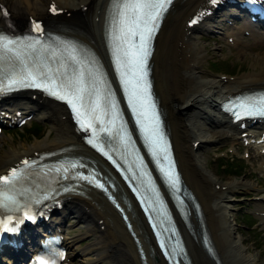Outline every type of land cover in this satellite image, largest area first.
Wrapping results in <instances>:
<instances>
[{
    "label": "bare ground",
    "instance_id": "1",
    "mask_svg": "<svg viewBox=\"0 0 264 264\" xmlns=\"http://www.w3.org/2000/svg\"><path fill=\"white\" fill-rule=\"evenodd\" d=\"M50 1L57 2L70 12L71 16L68 20L62 16L58 17L59 20L67 23V25H79L85 32V35L80 33L69 34L95 47L108 66L109 62L107 61L102 38V26L108 0H0V7L6 5L11 15L18 19L20 23H23L26 21V16L28 14L40 15L47 8V4ZM204 3L205 0H175L173 6L166 14L156 36L154 42L155 49L151 58L154 91L164 113L165 123L171 135L182 178L186 186L191 189L200 203L204 220L216 248L218 258L222 264H229L226 260L225 249L226 247H230L232 253L240 256L237 258L241 260L239 264H254L251 260L250 252L247 250L244 251L243 248L240 247L239 242L236 243L238 237L234 236L235 232L231 227L232 223L230 222V224L226 219V214L228 212L230 213L228 204L231 203L230 195H228L227 192H234L236 185L231 184V186H228L227 184L218 183L213 180V178L207 175L202 169L204 164H202L201 168L200 158H198V150L207 144L206 141H222L225 140L226 137H234V140H238V132L229 124L225 116L220 115L217 109L214 120H216L224 130V132L218 133L219 135L210 136L203 132L194 133L189 126V119H185L183 116H189V114L193 115L191 113L195 111L208 112L207 109L210 107L209 104L215 102V97L223 98L227 93L233 90L239 91L241 89H246L247 84L264 81V50L258 53L259 56L256 54L252 55L251 53V55L248 54L254 58L252 62L253 64L255 63L254 65L258 69L257 72L239 76L233 82L228 80L226 83L221 81L215 82L214 79H207L203 71H198V63L201 58H203L201 49L203 46L198 47V42L192 37L193 32L187 40V43L185 45L181 44L184 34L183 26L187 17L194 9ZM81 5L87 6L84 12L80 10ZM99 7V20L96 22L95 15ZM57 23L61 22L57 21ZM1 24L0 16V25ZM196 30L202 31V26L196 27L195 31ZM255 36L256 32L253 31L251 37ZM235 39L236 45H238V39L240 38L236 36ZM248 55H246V57ZM242 59L244 58L242 57ZM214 84H218L221 88H224V90H220L218 93L213 94V90L210 89L217 86H214ZM23 99L25 98H21V100ZM35 104L40 106L36 112L37 117L45 118L49 123L47 133L41 139H36L30 144L20 143L15 149L8 148L1 152L0 172L8 165L18 160L20 156L30 154L34 150L62 149L63 151L55 158L62 155H80L86 158L87 163L97 165L112 179L109 173L110 170L108 171L102 166V160L83 146L79 135L74 132L73 125L69 122V119H67V121L62 119L61 110L64 109L63 107L47 100H43L42 103L39 104L35 102ZM194 120L196 119L190 121V125L197 129H201ZM223 133L225 136L222 135ZM191 134H193L194 137L189 138L190 140L187 139ZM1 140L0 138V142ZM196 140L199 141V144L194 150L192 142ZM0 144H5L4 140ZM200 169L203 172H201ZM217 184L226 185V193L221 190L217 191L215 189ZM116 186L117 189L114 193L119 195L120 200L124 202L122 195L128 196V193L125 189H121L117 183ZM64 197L67 201V206L62 211L71 209L75 222L79 224L80 227L84 228L83 232L70 234L68 232L69 228L65 223L61 222L55 225L56 227L64 229L65 239H67V244L71 247V253L72 248H74L77 241L82 236L87 234L89 236H94V239L90 241L84 249L77 250L79 255H82V260L79 264H144L143 262H145V264H165L161 257L155 259V255L157 256L158 251L153 242V237L143 217L138 213L133 200L130 201L133 203V207L129 206L127 211L129 220L132 223V230L135 232L138 243L134 241L130 230L125 227L118 211H116L100 192L84 185H78L75 187V190L68 191ZM219 198H223L222 201L224 204H220L219 202L220 205L218 206L216 200ZM126 204L127 203L124 202V206H127ZM259 211L262 212L264 209H259ZM69 225L72 224L69 223ZM102 225L103 228H101ZM222 225H225V227ZM220 226L224 228L221 231L222 234L218 232ZM188 236V250L193 264H200V258L204 259L209 264H215L213 259H210L199 244L196 243L194 237L189 234ZM137 244L144 249L146 256L144 260L139 257ZM8 263H10V261H8Z\"/></svg>",
    "mask_w": 264,
    "mask_h": 264
},
{
    "label": "snow or ice",
    "instance_id": "2",
    "mask_svg": "<svg viewBox=\"0 0 264 264\" xmlns=\"http://www.w3.org/2000/svg\"><path fill=\"white\" fill-rule=\"evenodd\" d=\"M170 3L171 0H121L113 19L112 39L114 47L112 51L115 56V70L118 73L119 82L127 99V105L136 118L135 122L139 126L140 134L158 165L161 164V161L168 163L170 149L161 127L156 104L150 92V83L147 79L148 58L151 55L150 42L158 30L159 22ZM51 10L53 12L57 11L55 5L52 6ZM196 22L195 19L191 21V23ZM35 29L40 30L39 22H36ZM47 47L39 39L14 40L0 36V57L12 53L19 61V70L13 69L7 77V83L0 81V92L11 91L19 87L37 88L59 100L65 101L71 107L81 129L83 131L92 130L93 138L89 139L88 142L94 144L102 152L104 151L103 147L95 143L96 128L94 125L99 120L98 113H104L110 117L108 125L111 127H104L102 131H108L111 134L115 129L116 135L127 150V147H130L131 144V135L122 121L114 94L110 92L105 94L104 89L100 87L103 84L102 77L96 76L92 81V87H88L83 68L69 77L66 73L60 74L57 72L54 74L51 68L39 63L30 64L26 61H20L22 51L43 52L47 51ZM69 47V45H65L66 49ZM71 52L74 53L75 49L71 48ZM70 59L75 63H82L75 54H71ZM87 75L89 77L93 76L91 69H89ZM226 110L234 116L236 121H240L245 117H264V102L258 105L242 100L235 105L226 106ZM118 121L120 122L119 127H117ZM104 155L107 156L108 153L104 152ZM109 158L111 159V157ZM113 163L116 162L113 161ZM23 164L25 168L30 166L26 160L23 161ZM71 167L75 168L77 165L72 164ZM140 168L142 169V165ZM60 170L56 169V171ZM129 170L131 171V169ZM159 170L163 173L168 185L179 191V178L175 174L174 165L168 163L167 168L161 166ZM20 175L21 172L13 169L10 174L0 176V183L4 185L13 184L19 179ZM144 175L145 173L141 170V176ZM78 178L89 180V182L95 183L97 187H103L95 181L94 176L81 175ZM150 190L156 198V203L159 204V194L154 188H150ZM47 198L45 196V199ZM19 206L14 197H4L3 200H0V208L8 209L9 212ZM151 206L149 204V207ZM2 215L3 213H0V216ZM7 223L10 226L4 228L3 231L16 232L18 230V226H12L11 221ZM161 247H164V245L161 244ZM40 264H44V262L41 261Z\"/></svg>",
    "mask_w": 264,
    "mask_h": 264
},
{
    "label": "rangeland",
    "instance_id": "3",
    "mask_svg": "<svg viewBox=\"0 0 264 264\" xmlns=\"http://www.w3.org/2000/svg\"><path fill=\"white\" fill-rule=\"evenodd\" d=\"M233 29L236 30V36L238 35L243 37L239 26H236ZM200 31H196L194 33L193 39L195 38L196 42H198L197 43L198 47L203 46L201 48L203 52V56H202L203 58H201V60L199 61L200 68L198 69V71H203L205 76H207V79L210 80L214 79V81L216 82L219 81L218 77L221 74H226V75L233 74L232 76L235 79L231 81H234L236 80V77L258 71L257 67L254 65L255 63L253 64L252 62L254 58H252L250 55L251 54L258 55V53L264 50V32L263 34L258 33L254 38L243 37L241 43L239 44V48H237V47H229L223 35H209L205 33L203 30L201 32ZM246 55L248 56L246 57ZM242 57L244 59H242ZM219 60L227 65L233 66L232 71H220L217 69H215L214 71L211 70L212 62ZM214 86H216V84H214ZM216 89L221 90L222 88L216 86ZM191 114L193 115L190 114L189 116L185 115L183 116V118L189 119L188 120L189 126L194 133L203 132L204 134L211 136V135H219L218 133L224 132L223 127L212 123L213 119H207L206 117H204L205 113L195 111ZM193 119H196L194 121L201 127V129H197L196 127H192L190 125V121H192ZM45 122H46L45 130L43 133L40 134L39 138L32 137L29 134L27 135L25 132L24 134H22V137H18L17 132L18 131L23 132L24 130L22 129L0 134V138L2 139L1 142L3 140L5 142V144L3 145L0 144V154L1 152L7 150L8 148H13V149L17 148L20 143L30 144L32 141L36 139H41L47 133V129H48V123L47 121ZM222 135L225 136L224 133ZM188 137L193 138L194 136L193 134H191ZM231 145L232 144L231 141L229 140V137H226V139L222 141L221 140L210 141L208 144L203 146V151L199 150L198 158H200L199 161L201 164V168H202V164H204L202 169L207 175L212 177L213 180L223 184H228L229 186H231V184L236 185L234 192L233 191L227 192V194L230 195L231 203L230 204L227 203L229 205L230 213L229 212L227 213L229 218L226 219L229 223L230 222L232 223L230 224L231 227L233 228V231L235 232L234 236L238 237L236 243L239 242L240 247L243 248L244 251L247 250L250 252L251 255L250 257L252 262L254 264H264V216L260 215L261 211H259V209H264L263 200H260L262 197L264 198V173L260 172L259 169H257L256 167L255 159H254L256 153L251 154L246 161H243V168H241L242 174L239 177H236L234 175H229L228 173H225V171L220 170L218 166L219 162H225L226 159L228 160L229 155H227L226 156L227 158L225 159H217L216 157H214L213 152L215 151V153L218 154V156H220L219 152L226 151L227 150L226 148L230 147ZM201 172L203 171L201 170ZM221 191L223 192L225 191L226 193V189ZM219 199L216 200L218 206L220 204H224V202L222 201L223 198H219ZM241 210L243 212H250L253 214V218H254L253 220L255 222L253 228L255 230L245 227L244 225L245 221L239 215V211ZM237 222L239 224H236ZM69 223L72 224L69 225L70 234L83 232L84 228L80 227L79 224L75 222V220L70 219L68 224ZM222 226L225 227V225ZM222 226H220L218 230V232L221 234H222L221 231L224 229ZM93 239L94 236L92 235L90 236L88 234L84 235L78 240L77 245L74 248H72V252L74 251V253H76L74 255L76 258L75 260L76 264H79L80 261L82 260L81 258L82 255H78L77 250L79 251L80 249H84V247L87 244H89V242L92 241ZM225 256L229 264L230 262L231 264H236L237 262H238L237 264H239L241 261L240 259H237L240 257L239 255L237 256V254L235 255L234 253L231 252L230 247H226ZM200 264H209V263L206 262L204 259L200 258Z\"/></svg>",
    "mask_w": 264,
    "mask_h": 264
},
{
    "label": "trees",
    "instance_id": "4",
    "mask_svg": "<svg viewBox=\"0 0 264 264\" xmlns=\"http://www.w3.org/2000/svg\"><path fill=\"white\" fill-rule=\"evenodd\" d=\"M34 130L37 131L38 130V127H35Z\"/></svg>",
    "mask_w": 264,
    "mask_h": 264
}]
</instances>
